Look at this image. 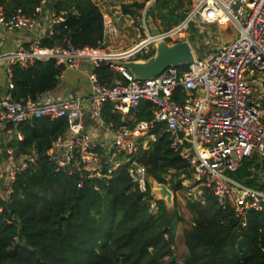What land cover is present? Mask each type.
Returning a JSON list of instances; mask_svg holds the SVG:
<instances>
[{
  "label": "built area",
  "instance_id": "built-area-1",
  "mask_svg": "<svg viewBox=\"0 0 264 264\" xmlns=\"http://www.w3.org/2000/svg\"><path fill=\"white\" fill-rule=\"evenodd\" d=\"M33 1L37 6L31 15L23 14L20 9L6 15L0 9V30L30 32L35 28L40 9L61 0ZM190 2L191 10L185 24L195 20L201 25L225 26L235 32V39L211 54H197V58L191 48V63L182 70L168 67L151 80L137 81L123 68L112 65L109 59L114 55L102 52L101 56H92L87 53L92 49L87 48H42L39 47L40 39L0 53V61L8 63L7 92L0 98V137L7 125L15 127L39 118L63 119L66 130L57 135L43 153L54 173L78 177L79 187L85 177L109 181L117 169L124 166L137 191L145 193L150 184L136 155L153 140L149 131L159 126L170 148L177 150L185 161L195 182L215 197L218 206L228 207L240 227L245 226L249 212L264 213V0ZM48 18L47 37L52 36V28L62 21L53 9ZM184 25L150 35L142 19L144 38L126 51L130 52L127 59H143L156 41L179 42V32ZM103 27L115 32L107 21L103 22ZM48 59L66 68H75L84 60L92 69L106 61L119 74L120 79L111 85L100 83L92 72L88 74L87 112L93 120L101 121L106 103L111 105L112 112L126 115L143 102L150 106V119L137 122L131 128H114L108 123L110 138L98 145L84 131L85 110L79 98H54L44 92L33 101H13L9 94L13 87L10 66L18 64L25 68L34 61ZM13 140L19 142L22 136L15 131ZM14 150L5 147L0 152V201H8L16 177L37 163L33 151L15 156ZM245 160H253L254 165L262 168L255 175L262 190L230 176ZM149 194L152 212L154 198L151 192Z\"/></svg>",
  "mask_w": 264,
  "mask_h": 264
},
{
  "label": "trees",
  "instance_id": "trees-1",
  "mask_svg": "<svg viewBox=\"0 0 264 264\" xmlns=\"http://www.w3.org/2000/svg\"><path fill=\"white\" fill-rule=\"evenodd\" d=\"M154 4L158 9L165 7L158 0ZM36 6L33 0H0L6 15L16 9L31 15ZM52 7L62 21L52 28V36L39 40V47L66 43L72 50L101 48L103 19L91 0H61ZM130 7L140 9L143 5H123L121 13L133 14ZM184 18L177 16L179 21ZM150 52L143 59L151 56ZM110 65L101 61L92 69L100 83L111 85L120 79ZM62 70L64 65L54 59L34 61L25 68L11 65V99L33 101L51 91ZM131 112L134 123L150 119L146 102L127 114ZM102 118L114 127L122 126L108 103ZM14 129L22 136L12 144L17 154L33 151L37 163L16 177L8 201H0V264H178L173 254L178 218L161 200H153L155 211L150 212L149 185L145 193H139L121 166L109 181L85 177L78 187V177L54 173L43 154L66 130L63 119H33ZM149 135L153 140L136 155L137 162L154 183L166 185L172 194L182 190L180 183L189 177L185 161L170 148L159 126ZM259 169L253 160H245L230 176L255 188ZM201 190L200 199L186 201L190 221L180 233L184 250L180 264H264V213L249 212L245 226L240 227L228 207L218 206L208 190Z\"/></svg>",
  "mask_w": 264,
  "mask_h": 264
},
{
  "label": "crops",
  "instance_id": "crops-1",
  "mask_svg": "<svg viewBox=\"0 0 264 264\" xmlns=\"http://www.w3.org/2000/svg\"><path fill=\"white\" fill-rule=\"evenodd\" d=\"M93 4H95L101 12L103 22L111 23L115 32L111 33L109 30L103 27L102 33V42L101 48L97 50L87 51L90 55H100V53H106L110 55H117L123 52L128 51L134 45H136L140 40H142V36L137 34L136 29L130 27L129 21L125 18L128 15H124L115 8L114 6H103V10H107L109 15H105L102 9H100L99 5L102 6L103 3H106V0H91ZM107 4V3H106ZM103 4V5H106ZM52 5L48 4L42 7L40 11L36 14V22L35 28L30 32H22V31H8V30H0V53H8L13 51L17 46L20 45H29L34 41L45 37L48 26H49V13L52 10ZM120 18H123V23L116 27L115 23L120 22ZM130 31L134 32L133 36H128L127 33ZM7 69L8 63L0 61V98L4 96L6 91V83H7ZM92 72L91 65L81 60L77 67L75 68H66L61 71L59 74L56 86L49 91L48 93L54 98H66L70 96H74L80 99V103L82 108L85 110L84 117V131L89 135V137L95 141L98 145L104 144L110 138V130L107 128V124L109 122H105L101 115V121L93 120L88 112H87V96L89 93V82H88V74ZM120 122L122 126L120 127H128L131 124L135 125V115L134 112H131L126 115H119ZM133 125V126H134ZM132 126V127H133ZM114 127V126H113ZM15 127L7 125L4 132H2L0 137V152L5 147H13L14 144L13 134L15 133ZM119 128V127H114ZM152 181V180H151ZM150 192L154 198V200H159L156 195V188L154 187V182H150ZM164 203V202H163ZM165 204V203H164ZM166 208V207H165ZM155 209H151L154 212Z\"/></svg>",
  "mask_w": 264,
  "mask_h": 264
},
{
  "label": "rangeland",
  "instance_id": "rangeland-1",
  "mask_svg": "<svg viewBox=\"0 0 264 264\" xmlns=\"http://www.w3.org/2000/svg\"><path fill=\"white\" fill-rule=\"evenodd\" d=\"M159 3L164 2V6L161 9L157 8L154 4V0H106V5H99L100 9L103 10L105 6L115 7L121 12V6L142 4L143 7L140 9H135L130 7V11L133 14H129L125 19L129 21L130 27L136 29V32L140 37L142 19L146 29L148 31L154 30L156 32H166L169 29L174 28L179 25L182 21L177 19L178 15H185L190 13L191 2L190 0H158ZM104 6V7H103ZM105 15H109L107 10H103ZM178 20V22H177ZM124 19L120 18L119 23H115L116 27H119L123 23ZM135 33L130 31L127 33L128 36H133ZM235 32H231L228 28L219 27L215 25H201L197 21H189L179 32L180 41H187L190 47L194 50L195 57L205 56L211 54L216 49L223 45H227L235 39ZM151 53V52H150ZM146 56V55H145ZM143 56V57H145ZM15 143V142H14ZM180 175L178 178H182ZM168 178V177H166ZM150 182L151 179L148 178ZM182 190L176 191L172 194V200L169 205H165L167 211L176 213L178 221L174 226V245L173 254L176 263L180 264L184 255V250L180 241V233L183 228H186L190 221V214L186 208V201L188 198L193 201L200 199L202 194V187H200L189 173V177L182 180L180 183ZM167 187V186H166ZM168 188V187H167ZM258 190H262V187H255ZM169 190V189H168ZM173 200L175 201V206H173ZM164 202V201H163Z\"/></svg>",
  "mask_w": 264,
  "mask_h": 264
},
{
  "label": "water",
  "instance_id": "water-1",
  "mask_svg": "<svg viewBox=\"0 0 264 264\" xmlns=\"http://www.w3.org/2000/svg\"><path fill=\"white\" fill-rule=\"evenodd\" d=\"M187 17L180 23L184 25ZM150 35L155 31L150 30ZM67 48L66 43L62 45ZM152 55L145 58L127 59L129 53H121L110 57V63L126 70L137 81L151 80L161 74L168 67L186 66L192 62V50L187 41H179L173 44H167L165 41H156L152 46ZM15 156L17 155L14 150ZM156 195L159 200L169 205L172 200V193L166 185L154 183ZM14 219H16L14 217Z\"/></svg>",
  "mask_w": 264,
  "mask_h": 264
},
{
  "label": "bare ground",
  "instance_id": "bare-ground-1",
  "mask_svg": "<svg viewBox=\"0 0 264 264\" xmlns=\"http://www.w3.org/2000/svg\"><path fill=\"white\" fill-rule=\"evenodd\" d=\"M102 55V53H100V55H92V56H101Z\"/></svg>",
  "mask_w": 264,
  "mask_h": 264
}]
</instances>
